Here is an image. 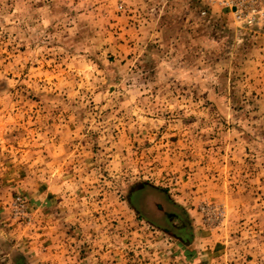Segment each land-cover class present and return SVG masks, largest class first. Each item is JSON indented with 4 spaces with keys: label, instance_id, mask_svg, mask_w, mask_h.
Segmentation results:
<instances>
[{
    "label": "rangeland",
    "instance_id": "obj_1",
    "mask_svg": "<svg viewBox=\"0 0 264 264\" xmlns=\"http://www.w3.org/2000/svg\"><path fill=\"white\" fill-rule=\"evenodd\" d=\"M197 0H0V264H264V28Z\"/></svg>",
    "mask_w": 264,
    "mask_h": 264
},
{
    "label": "built area",
    "instance_id": "obj_2",
    "mask_svg": "<svg viewBox=\"0 0 264 264\" xmlns=\"http://www.w3.org/2000/svg\"><path fill=\"white\" fill-rule=\"evenodd\" d=\"M200 15L208 16L211 10H222L246 26L264 28V0H197Z\"/></svg>",
    "mask_w": 264,
    "mask_h": 264
}]
</instances>
